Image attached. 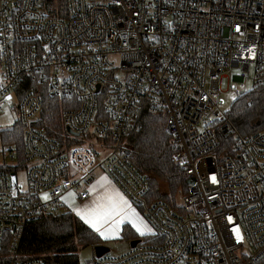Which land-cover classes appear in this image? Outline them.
Here are the masks:
<instances>
[{"label": "built area", "instance_id": "obj_1", "mask_svg": "<svg viewBox=\"0 0 264 264\" xmlns=\"http://www.w3.org/2000/svg\"><path fill=\"white\" fill-rule=\"evenodd\" d=\"M0 63V113L18 111L0 129L24 131L23 152L3 145L0 264H48L21 259L26 227L70 210L69 191L87 199L99 169L142 210L152 241L84 264L264 260V129L242 133L220 102L225 79L240 92L264 86V0H0ZM45 97L58 106L59 137L39 124L55 108ZM143 108L166 118L173 158L192 181L176 206L148 199L149 176L127 151Z\"/></svg>", "mask_w": 264, "mask_h": 264}, {"label": "trees", "instance_id": "obj_2", "mask_svg": "<svg viewBox=\"0 0 264 264\" xmlns=\"http://www.w3.org/2000/svg\"><path fill=\"white\" fill-rule=\"evenodd\" d=\"M34 87L37 89L35 83ZM45 100V106L52 104L55 108L50 113L43 112L39 124L53 128V134L59 137L62 128L58 122V106L47 97ZM230 116L244 134L264 129V86L240 92ZM140 121V127L131 130L127 136L129 156L137 170L149 176L148 199H161L176 206L178 191L187 190L188 183L173 158L166 118L158 112L143 108ZM0 133L3 144H16L20 152H23L24 131L21 123L16 122L13 128L0 129ZM123 235L132 240L139 237L135 231L129 234L124 231ZM144 238L152 241L149 235ZM98 244H104L103 239L73 211L54 210L41 214L28 224L20 242L19 253L23 260L39 258L48 264H82L79 250ZM7 253L9 249L5 245L0 250V256ZM260 264H264V260Z\"/></svg>", "mask_w": 264, "mask_h": 264}, {"label": "snow or ice", "instance_id": "obj_3", "mask_svg": "<svg viewBox=\"0 0 264 264\" xmlns=\"http://www.w3.org/2000/svg\"><path fill=\"white\" fill-rule=\"evenodd\" d=\"M239 31V26H237ZM235 99V97H232ZM207 99V97H204ZM6 104H11L12 97L10 95L4 97ZM223 103V101H221ZM2 107V106H0ZM213 184L218 183L217 177L211 175L209 177ZM103 191L96 194L90 204H86L83 208L74 207L76 215L87 225H89L100 237L108 239L119 235L120 226L124 223H130L132 227L141 236L152 233L153 229L143 220V218L131 207L128 200L117 190L110 186V182L106 177H101L97 182ZM95 192V187L89 189ZM47 199V195L44 196ZM228 221H232V217H227ZM232 232L235 234L238 241L243 240L240 229L234 227Z\"/></svg>", "mask_w": 264, "mask_h": 264}, {"label": "rangeland", "instance_id": "obj_4", "mask_svg": "<svg viewBox=\"0 0 264 264\" xmlns=\"http://www.w3.org/2000/svg\"><path fill=\"white\" fill-rule=\"evenodd\" d=\"M0 67H1V63H0ZM246 84H247V90L245 92L251 91L250 90V83L247 82ZM240 85H241V83L237 82L235 80H231L230 83H229L228 79H225L223 81L222 88L224 90H226L229 86V88H231V89L224 91L220 94V99H221V101H223V103H221L222 108L231 109L234 106V104L236 103V100H237V96L240 93V90L243 89V86L242 85L240 86ZM235 88H237L238 90L235 91ZM233 96L235 97V99L232 98ZM17 115H18L17 109H14L13 111H11L10 108L7 110V112L0 113V126L6 127V126L13 125ZM3 145H4L3 144V137H2V134L0 133V162L3 161V152H2L3 151ZM99 170H97V171H99ZM97 171H96V173L98 174ZM19 178H20V183L23 186H25L26 185V172L25 171L21 172L19 174ZM176 202L181 203V197L180 196H177ZM124 231L127 232V234L132 232L133 231L132 225L130 223H127V222L122 224V227L120 228L119 235L116 237H113L112 239H108L106 244L104 243L105 245H107L110 248L111 254H120L122 252L127 251L131 247L130 243H131L132 239L128 238V236L123 235ZM148 234H145V235H148ZM145 235L139 236L138 238H144ZM77 243H79V241H77ZM81 252L82 253L80 255V258H81L82 264H84L85 260H87L93 256L94 247L93 246L84 247Z\"/></svg>", "mask_w": 264, "mask_h": 264}, {"label": "crops", "instance_id": "obj_5", "mask_svg": "<svg viewBox=\"0 0 264 264\" xmlns=\"http://www.w3.org/2000/svg\"><path fill=\"white\" fill-rule=\"evenodd\" d=\"M97 172H98L97 177H96L95 181L92 183V185H91V187H90V189L93 188V187H95L96 191H95V192L90 191V196H89L87 199H84V200H80V199H78V198H77V195H76L73 191H69V192H67V193L64 195V200H65V202H66L67 207H68L71 211H73V208H74V207H80V208H83L84 205H86V204H90L91 201H92V199L95 197V195L103 191V188H102L97 182L100 181L101 177H106V178H107V181L110 182V186H111L112 188H114L115 190H117L120 194H122V195L128 200V202H129V204L131 205V207H132L133 209H135V211H136L137 213H139V215L143 218V220L148 224L147 220L145 219V217H144L143 214H142V210H141L140 208L134 206V205L131 203V201L129 200V198H128L126 195H124V194L122 193V191H121L120 188L116 185V183L113 181V179H112L108 174H106L105 172H103V170H101V169H100L99 171H97ZM73 212L75 213V211H73ZM75 214H76V213H75ZM148 226L150 227L149 224H148ZM121 227H122V225L120 226V228H121ZM133 231L136 232V230H135L134 228H133ZM119 232H120V231H119ZM136 233H137L138 236H141L138 232H136ZM147 234H148V233H147ZM149 234H151V233H149ZM149 234H148V235H149ZM114 237H116V236H114ZM101 238L103 239V242L106 244V243H107V240H108V239H112L113 237H109L108 239H104L103 237H101ZM82 249H83V248H81V249L79 250V255H81V253H82V252H81ZM94 256H95V251H94V254H93L92 257H94ZM90 258H91V257H90Z\"/></svg>", "mask_w": 264, "mask_h": 264}, {"label": "water", "instance_id": "obj_6", "mask_svg": "<svg viewBox=\"0 0 264 264\" xmlns=\"http://www.w3.org/2000/svg\"><path fill=\"white\" fill-rule=\"evenodd\" d=\"M241 92H243V91H241ZM187 182L190 184L192 181L188 179ZM139 240L140 239L131 240L130 246H135ZM94 251H95L96 256H101L107 252H110V248L105 244H98L94 247Z\"/></svg>", "mask_w": 264, "mask_h": 264}]
</instances>
